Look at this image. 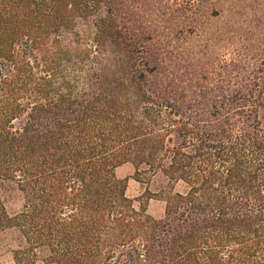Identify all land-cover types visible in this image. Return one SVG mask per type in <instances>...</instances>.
Returning <instances> with one entry per match:
<instances>
[{
    "label": "trees",
    "instance_id": "16d2710c",
    "mask_svg": "<svg viewBox=\"0 0 264 264\" xmlns=\"http://www.w3.org/2000/svg\"><path fill=\"white\" fill-rule=\"evenodd\" d=\"M0 234L14 264H264V0H0Z\"/></svg>",
    "mask_w": 264,
    "mask_h": 264
},
{
    "label": "rangeland",
    "instance_id": "374dc122",
    "mask_svg": "<svg viewBox=\"0 0 264 264\" xmlns=\"http://www.w3.org/2000/svg\"><path fill=\"white\" fill-rule=\"evenodd\" d=\"M134 170L130 164H125L122 167L118 168L116 171L117 177L119 179H125L127 181L126 184V196L129 199L134 201L135 207L138 206L137 198L143 193L145 186H142L135 182L132 179ZM151 192H156L157 187L148 186ZM4 203L6 210L9 214L16 213L19 211L22 200L21 196L18 192H5L4 193ZM163 203L160 201H156L155 199H151L147 205V212L155 219H159L162 216ZM14 248V244L9 236L0 234V264H14L12 261V255L10 250Z\"/></svg>",
    "mask_w": 264,
    "mask_h": 264
}]
</instances>
